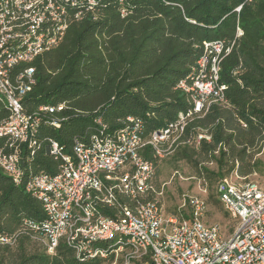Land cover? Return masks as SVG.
<instances>
[{
    "label": "trees",
    "instance_id": "trees-1",
    "mask_svg": "<svg viewBox=\"0 0 264 264\" xmlns=\"http://www.w3.org/2000/svg\"><path fill=\"white\" fill-rule=\"evenodd\" d=\"M94 17L87 13L73 22L58 46L30 63L36 83L23 99L26 112L61 103L64 108L41 115V145L28 159L23 151L21 184L0 169V235L17 234L12 244H0V264H106L101 258L80 260L62 240L54 254L37 246L26 223L40 225L45 215L41 202L26 192L24 180L39 172L56 174L60 159L46 154L43 145L52 139L69 154L74 138L87 143L98 132V119L107 132L121 129L129 117L140 119L145 137L175 121L188 109L177 84L205 54L204 42L222 44L219 83L226 87V104L211 105L190 120L184 132L189 142L176 149L205 186L216 187L233 171L261 172L254 155L264 142V0H100ZM7 114L0 105V122ZM51 120L59 126L50 125ZM201 130L210 140L196 143ZM141 155L156 168L158 159L149 145ZM153 188L150 198L159 191ZM209 201L218 203L211 193Z\"/></svg>",
    "mask_w": 264,
    "mask_h": 264
},
{
    "label": "built area",
    "instance_id": "built-area-1",
    "mask_svg": "<svg viewBox=\"0 0 264 264\" xmlns=\"http://www.w3.org/2000/svg\"><path fill=\"white\" fill-rule=\"evenodd\" d=\"M99 1L0 0V105L8 111L0 122V169L17 185L25 174L23 151L28 159L41 145V115L64 108L61 103L26 112L23 99L36 83L30 63L58 46L73 22L87 13L95 18ZM119 13L124 16L126 11L120 7ZM203 45L205 54L177 84L188 109L175 121L145 137L140 119L129 117L114 132H107V125L98 119V132L87 143L74 138L69 154L52 139L43 145L46 154L60 159L58 171L30 174L24 188L42 204L44 221L26 224L47 253L54 254L62 240L80 260L120 255L122 264H264V186L251 179L257 172L233 171L216 183L218 202L236 222L228 234L219 224L205 222L208 204L200 195L182 193L177 212L169 214L158 198L161 192L149 197L155 192V167L141 150L149 145L157 159L163 158L188 144L184 132L190 120L203 116L211 105L226 104V87L219 83L222 44ZM49 124L59 126L56 120ZM238 125L247 126L241 119ZM202 139L210 140L206 130L195 137L196 143ZM259 146L254 159L263 152L264 142ZM16 235H0V244H12Z\"/></svg>",
    "mask_w": 264,
    "mask_h": 264
},
{
    "label": "rangeland",
    "instance_id": "rangeland-1",
    "mask_svg": "<svg viewBox=\"0 0 264 264\" xmlns=\"http://www.w3.org/2000/svg\"><path fill=\"white\" fill-rule=\"evenodd\" d=\"M258 168L261 172L257 171V175L251 177L253 181H256L264 186V150L256 156ZM206 162H204V165ZM211 169L215 168L214 162L208 165ZM203 181L199 179L195 169L192 165L183 158L178 150L167 154L161 159L157 160L153 184L159 188L160 194L158 198L162 204L163 211L166 214L176 213L179 205L181 204L182 193L200 195L206 200L208 196L213 194L216 197V188L210 187L207 183L206 192L203 193L200 190L203 188ZM217 199V198H216ZM218 201V200H217ZM206 223H217L221 227L223 233L228 234L233 231L236 226V222L230 218L222 209L221 204L208 202V211L204 218ZM37 242V243H36ZM37 246L42 247L43 244L40 241H36ZM106 264H122V258L120 255L116 257H110L106 259ZM139 264V263H136Z\"/></svg>",
    "mask_w": 264,
    "mask_h": 264
},
{
    "label": "water",
    "instance_id": "water-1",
    "mask_svg": "<svg viewBox=\"0 0 264 264\" xmlns=\"http://www.w3.org/2000/svg\"><path fill=\"white\" fill-rule=\"evenodd\" d=\"M20 164H21V166H23V161L22 160H21Z\"/></svg>",
    "mask_w": 264,
    "mask_h": 264
}]
</instances>
